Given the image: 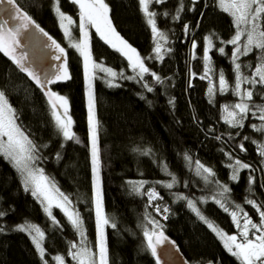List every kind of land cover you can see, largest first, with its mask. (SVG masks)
Wrapping results in <instances>:
<instances>
[{"label":"trees","instance_id":"16d2710c","mask_svg":"<svg viewBox=\"0 0 264 264\" xmlns=\"http://www.w3.org/2000/svg\"><path fill=\"white\" fill-rule=\"evenodd\" d=\"M16 3L66 49L72 78L50 87L68 99L72 130L80 142L62 137L44 92L3 53H0V89L15 109L17 124L38 148L40 159L36 166L43 168L59 190L69 196L83 219L88 244L95 250L94 175L82 58L64 45L53 0H16ZM61 3L77 17L76 7L70 9L65 1ZM105 3L116 31L137 49L150 72L159 75L162 81L156 82L150 74H145L143 81L121 78L120 73L124 77L135 75L126 58L97 35L92 37L93 58L118 73L113 83L119 85L110 87V77L103 72L93 82L103 208L111 223L116 224L115 228L106 227L109 264H156L143 237L145 228H152L149 218L163 225L164 233L177 243L190 264H239L226 251L223 242L187 207V200L177 199L184 196L194 200L200 211L228 234L236 232L234 223L212 199L219 198V185L231 189L227 194L230 208L240 204L255 220L258 219L255 209L246 204V199L264 205V157L257 150V144L264 143V133L250 126L261 121L249 114L242 129L229 127L222 118L223 106L237 102V97L231 91L225 94L217 91L210 103L209 79H200L205 71V37L212 35L210 79L218 86L219 72L223 71L229 84H234L230 58L233 46L222 43L235 34L232 17L220 9L218 0L151 3L150 11L157 13V26L168 38L160 60L156 58L155 40L139 0H105ZM181 4L183 11L179 19H174ZM185 25L188 32L184 30ZM193 41L197 44L195 50ZM220 47L225 48V55L218 52ZM259 55L254 50L240 58L238 62L245 75L251 74V69L245 66L254 67ZM145 83L153 88L152 92L143 87ZM252 103L264 104V88L256 87ZM217 136L221 139H216ZM245 136L250 139L244 140ZM240 144L246 151L240 150ZM234 159L252 166L240 172L238 181L230 179L232 170L227 166ZM196 161L213 170L215 175L209 177L210 182L196 174ZM165 165L172 175L165 172ZM172 176L177 183L168 189L165 184L172 181ZM250 176L255 178L254 184H249ZM141 182L143 194H137L133 185ZM153 188L162 199L150 202L147 192ZM157 206L161 209L159 213ZM43 207L30 191L24 190L12 162L0 155V211L6 213L0 217V226L4 228L0 232V264H43L30 236L15 230L25 222L45 232L43 246L48 264H54L53 257L57 255L64 256L66 264H75L67 253L70 243L79 241L78 233L60 210H52L59 221L57 226ZM165 207L169 209L167 213H163ZM164 215L168 217L166 220Z\"/></svg>","mask_w":264,"mask_h":264},{"label":"snow or ice","instance_id":"6c2138e0","mask_svg":"<svg viewBox=\"0 0 264 264\" xmlns=\"http://www.w3.org/2000/svg\"><path fill=\"white\" fill-rule=\"evenodd\" d=\"M53 2L54 12L65 38L69 40L70 47L74 48L82 58L84 77L87 82V120L90 135L92 172L94 175V213L97 229L95 250L88 244L83 219L74 208L69 196L59 190L55 183L44 173L43 168L36 166L37 161L40 159L37 154L38 148L17 124L15 109L9 103L5 91L2 89H0V155L12 162L21 177L24 190L26 192L30 191L31 195L44 205L43 211L52 219L53 223L59 226V221L56 220L52 212L53 207H56L65 214L67 221L78 233L79 241L71 242L69 245L67 254L71 257V260L75 264H109L106 227L115 228L116 224L111 223L103 208L100 178L99 122L95 112L93 90V81L96 78L97 70L106 73L110 77L108 80L110 87L119 85L113 83L118 73L111 68L104 67L93 58L90 29H94L101 40L110 45L128 61V65L135 75L124 77L123 73H120L121 78L131 80L139 78L140 81H143L145 74H150L156 82L162 83V81L159 75L150 72L144 58L140 56L137 49L132 47L116 31L109 15L110 8L105 3V0H71L72 3L78 6V28L80 33L78 40L72 37L71 32V25L75 24V21L61 10L59 6L60 0H53ZM164 2L165 0H139L146 22L150 26L155 40L154 51L156 58L160 60L163 59L164 43L167 42L168 38L158 28L156 22L157 13L150 11L149 5L150 3ZM193 3H195V0H193ZM5 4L10 7L5 8ZM218 6L223 12L232 17L235 28L233 37L226 42L222 41V43L233 46L230 58L234 66L235 82L230 85L223 71L219 72L218 86L210 79L209 74L213 72L212 57L210 55L214 48L212 35L205 37L206 47L203 53L205 71L204 75L200 76V79H209L211 85L208 89L210 103L214 100L217 91L221 94L231 91L237 97V102L223 106L224 115L222 118L225 124L231 128L242 129L245 126V120L251 114L254 118L261 121L259 125L251 124V128L257 132L264 133V104L252 103L256 87L264 88V0H218ZM181 11H183L182 4L177 10L174 19H179ZM164 15L168 14L164 13ZM5 16L8 18H4ZM11 21H15V23L12 24ZM184 30L188 32V25L184 26ZM36 32L47 38L49 43L46 46L55 53L53 59L60 62L56 70L46 75V77L42 76L31 66L28 53L21 50V37L26 34L35 36ZM196 48L197 44L193 41L192 49L195 50ZM254 50H258L260 53L258 63L254 67L251 64L246 65L245 67L251 69V74L245 75L242 71V65L238 61H240L242 56H248ZM167 51H171V49H167ZM218 52L221 55L226 54L224 47H220ZM0 53L8 57L20 72L26 74L44 92L52 109L55 126L62 137L65 140H76L79 143V139L72 130L73 120L69 115L68 99L53 91L50 87V85L68 81L72 78L68 69L66 49L41 28L26 11L21 10L16 0H0ZM192 75L194 76L195 74ZM143 87L148 92L153 91V88L149 87L147 83L143 84ZM170 103H173V101H170ZM216 139L219 140L221 137L217 136ZM249 139L247 136L244 137V140ZM252 143L257 144L256 141H252ZM239 147L241 151H246L243 144H240ZM257 150L259 155L264 157V143L257 144ZM144 154L147 155L148 152ZM227 155L230 160L233 159L230 153ZM185 158L191 163L190 157L186 155ZM195 164L196 174L202 176L205 182H210L209 177L215 175L213 170L199 161H196ZM227 166L232 170L230 177L232 181H238L242 170L252 168L250 164L239 159H234ZM164 170L168 175H172L168 172L166 165ZM176 183V177L172 176V181L166 183L165 187L172 189ZM254 183L255 178L250 176L249 184ZM142 189L143 182L133 185V191L137 194H143ZM230 191L231 189L227 185H219L217 194L219 198L213 196L212 199L230 215L236 228L234 234H228L216 226L214 222L200 211L194 200L184 196H178L177 199L187 200V207L223 242L226 251L231 256L236 257L239 264H264V205L258 204L253 199H246V204L251 205L259 217V221L255 222L242 205L234 204L233 207H229L230 201L227 194ZM147 195L150 202L162 199L154 188L149 190ZM156 211L158 213L161 212L159 206L156 207ZM168 211L167 207L163 209V213ZM5 214L4 211H0V217ZM163 218L166 220L168 217L164 215ZM148 223L152 225V228L151 230L145 228L143 237L147 242V249L156 260V264H161L160 246L169 243L176 247L175 242L170 241L165 235L163 225L159 221L149 218ZM15 230L27 233L30 236L43 264H48V261L45 260L46 250L43 246L45 232L39 226L28 222L18 225ZM3 231L4 228L0 226V232ZM53 259L56 264H66V259L62 255L54 256Z\"/></svg>","mask_w":264,"mask_h":264},{"label":"water","instance_id":"95a60500","mask_svg":"<svg viewBox=\"0 0 264 264\" xmlns=\"http://www.w3.org/2000/svg\"><path fill=\"white\" fill-rule=\"evenodd\" d=\"M4 7L8 8L10 6L5 4ZM4 18L8 17L5 16ZM11 23L14 24L15 21H11ZM21 41V50L28 53L29 63L37 72L46 77V75L56 70L60 62L53 59L55 53L46 46L47 43H49L46 37L36 32L35 36H28L27 34L22 36ZM165 235L170 241H174L167 234ZM175 246L176 247H173L169 243L160 246L159 253L161 256V264H190L176 242Z\"/></svg>","mask_w":264,"mask_h":264},{"label":"rangeland","instance_id":"374dc122","mask_svg":"<svg viewBox=\"0 0 264 264\" xmlns=\"http://www.w3.org/2000/svg\"><path fill=\"white\" fill-rule=\"evenodd\" d=\"M71 1V0H70ZM150 5H151V3H150ZM150 5H149V10H150ZM59 6H60V8H61V10L65 13V14H67L68 16H71L70 15V12L69 11H66L65 9H64V7L62 6V3H60L59 2ZM72 17V16H71ZM72 19L75 21V24H73V25H71V32H72V37L74 38V39H76V40H78L79 38H80V33H79V28H78V24H79V22H77L73 17H72ZM60 26V25H59ZM60 30L62 31V33H63V35H64V32H63V30L60 28ZM96 33H95V30L94 29H90V43H91V39H92V37L95 35ZM97 35V34H96ZM97 37H99L98 35H97ZM64 39H65V43H64V45L66 46V47H68V48H71V49H73L75 52H77L74 48H72V47H70V45H69V40L67 39V38H65V36H64ZM108 45V44H107ZM110 46V45H109ZM111 47V46H110ZM112 48V47H111ZM113 49V48H112ZM113 50H115V49H113ZM116 51V50H115ZM78 53V52H77ZM78 55H79V53H78ZM80 56V55H79ZM99 73V71L97 70V73H96V76H97V74ZM106 74V73H105ZM94 82V81H93ZM94 99H95V96H94ZM224 114V113H223ZM101 187H102V184H101ZM102 196H103V194H102ZM44 206V205H43ZM53 209H58V210H60L59 208H56V207H53ZM52 209V210H53ZM244 209L248 212V214L251 216V214H250V211L247 209V208H245L244 207ZM61 211V210H60ZM62 212V211H61ZM254 212H255V215H256V217L258 218V219H254L252 216V218H253V220L255 221V222H258L259 221V217H258V215H257V213H256V211L254 210ZM63 213V212H62ZM64 214V213H63ZM65 215V214H64ZM54 264H56V261H54Z\"/></svg>","mask_w":264,"mask_h":264},{"label":"flooded vegetation","instance_id":"af4514ba","mask_svg":"<svg viewBox=\"0 0 264 264\" xmlns=\"http://www.w3.org/2000/svg\"><path fill=\"white\" fill-rule=\"evenodd\" d=\"M63 1H65V3L70 7V9H72V7L74 6V7H76L77 8V10H78V6L77 5H75L74 3H72L70 0H60V3L61 2H63ZM70 15H71V13H70ZM77 22H79V16H78V14H77V17L75 16V15H71ZM96 35V34H95ZM62 46V45H61Z\"/></svg>","mask_w":264,"mask_h":264}]
</instances>
